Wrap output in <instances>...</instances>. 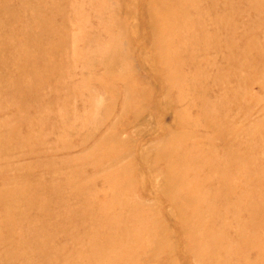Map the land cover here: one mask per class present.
<instances>
[{
    "label": "rangeland",
    "instance_id": "1",
    "mask_svg": "<svg viewBox=\"0 0 264 264\" xmlns=\"http://www.w3.org/2000/svg\"><path fill=\"white\" fill-rule=\"evenodd\" d=\"M0 264H264V0H0Z\"/></svg>",
    "mask_w": 264,
    "mask_h": 264
}]
</instances>
